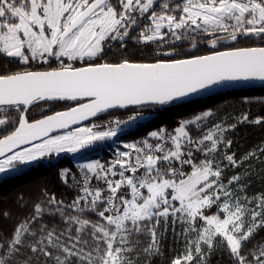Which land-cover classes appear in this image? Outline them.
<instances>
[{"label": "snow or ice", "instance_id": "snow-or-ice-1", "mask_svg": "<svg viewBox=\"0 0 264 264\" xmlns=\"http://www.w3.org/2000/svg\"><path fill=\"white\" fill-rule=\"evenodd\" d=\"M251 81L264 83V0H0V174L46 161L74 192L19 194L30 210L0 230V264H153L169 228L182 248L168 264L219 252L264 264V190L248 192L264 144L237 157L226 138L264 118L207 109L133 135L161 109ZM122 135L110 160L59 165Z\"/></svg>", "mask_w": 264, "mask_h": 264}, {"label": "trees", "instance_id": "trees-1", "mask_svg": "<svg viewBox=\"0 0 264 264\" xmlns=\"http://www.w3.org/2000/svg\"><path fill=\"white\" fill-rule=\"evenodd\" d=\"M239 46L255 45L251 42H241ZM209 50L207 46L202 45L196 54H207ZM134 58L140 59L142 57L136 56ZM69 106L70 102H60L50 107L51 110L60 111ZM207 109H218L220 115L228 117L229 124L236 123L233 117L238 118L243 114L248 115L249 121H253L256 118H264V85L230 89L161 109L156 116L152 117L150 123L133 130V135L135 138L143 137L147 132L161 125H167L171 128L179 120L191 118ZM48 114L51 113L49 112ZM132 138L133 136L130 135H122L115 142L108 141L101 144L100 147L87 150L85 151L86 159L100 158L102 161L110 160L113 156L112 149L120 146L121 141L131 140ZM226 138L231 139L233 142L230 151H235L237 157H240L264 144V123H239L235 130L226 133ZM108 145H111L112 148L109 149ZM84 154L83 152L81 156ZM261 158L264 159V157ZM75 163H77L76 157L73 158L69 155L62 156L59 161L60 167H72ZM260 167L261 165L258 162H253L255 172L252 176L251 187L248 189L249 194L264 190V181L259 178ZM235 171L239 172L240 169ZM232 174V171H226L225 177ZM42 187L54 191L58 198L63 196L70 200L74 196V192L70 188L61 184L56 169L51 167L46 161L34 163L18 173L0 176V212L8 210L13 217L12 220H5L0 216V230L6 234L10 233L16 218L26 215L30 210L19 207L16 202L17 196L23 194L24 198L29 201V205H31L37 199ZM179 230V227H177V232ZM253 239L257 242L264 241V230L259 231ZM161 245L164 255L163 257L154 258L153 264H168L169 259L182 248V244L174 241L171 228H169L166 237L161 241ZM209 264H229L228 256L223 252L214 253Z\"/></svg>", "mask_w": 264, "mask_h": 264}, {"label": "water", "instance_id": "water-1", "mask_svg": "<svg viewBox=\"0 0 264 264\" xmlns=\"http://www.w3.org/2000/svg\"><path fill=\"white\" fill-rule=\"evenodd\" d=\"M260 85H264V83L262 82H259V81H251V82H242L236 86H232V87H228V88H224V89H221L219 91H216V92H213V93H210L208 95H212V94H216V93H219V92H223V91H226V90H230V89H235V88H239V87H246V86H260ZM208 95H204V96H200V97H196V96H193L191 100H195V99H199V98H202V97H205V96H208ZM84 123H88L87 121L84 122Z\"/></svg>", "mask_w": 264, "mask_h": 264}, {"label": "rangeland", "instance_id": "rangeland-1", "mask_svg": "<svg viewBox=\"0 0 264 264\" xmlns=\"http://www.w3.org/2000/svg\"><path fill=\"white\" fill-rule=\"evenodd\" d=\"M105 142H108V141H105ZM105 142H102V144H104ZM85 154L83 155V156H81V154H77V155H75V156H72V155H69V156H71V157H73V158H75L76 157V161L77 162H79V161H81V160H86V158H87V155H86V152H84ZM64 156V155H63ZM81 156V157H80ZM34 164V163H33ZM30 165H32V164H30ZM30 165H27V166H21V170L20 171H22V170H24V169H26V168H28ZM19 171V172H20ZM14 173H18V172H10V173H8V174H14ZM1 175H6V174H0V176Z\"/></svg>", "mask_w": 264, "mask_h": 264}]
</instances>
